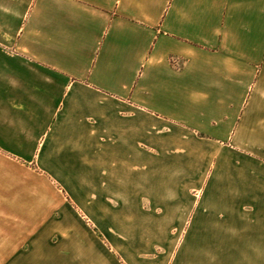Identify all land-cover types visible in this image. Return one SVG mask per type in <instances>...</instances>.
I'll use <instances>...</instances> for the list:
<instances>
[{
    "label": "crops",
    "instance_id": "1",
    "mask_svg": "<svg viewBox=\"0 0 264 264\" xmlns=\"http://www.w3.org/2000/svg\"><path fill=\"white\" fill-rule=\"evenodd\" d=\"M0 264H264V0H0Z\"/></svg>",
    "mask_w": 264,
    "mask_h": 264
},
{
    "label": "rangeland",
    "instance_id": "2",
    "mask_svg": "<svg viewBox=\"0 0 264 264\" xmlns=\"http://www.w3.org/2000/svg\"><path fill=\"white\" fill-rule=\"evenodd\" d=\"M83 206L85 207V211H82L83 217L86 215L87 219L90 212V204L88 201H83ZM99 230V229H97ZM98 254H113L112 252V244H109L105 237L101 234V232H98Z\"/></svg>",
    "mask_w": 264,
    "mask_h": 264
}]
</instances>
